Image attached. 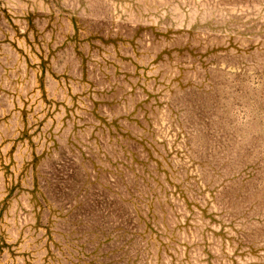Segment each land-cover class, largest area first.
<instances>
[{
    "label": "rangeland",
    "instance_id": "1",
    "mask_svg": "<svg viewBox=\"0 0 264 264\" xmlns=\"http://www.w3.org/2000/svg\"><path fill=\"white\" fill-rule=\"evenodd\" d=\"M0 264H264V0H0Z\"/></svg>",
    "mask_w": 264,
    "mask_h": 264
}]
</instances>
